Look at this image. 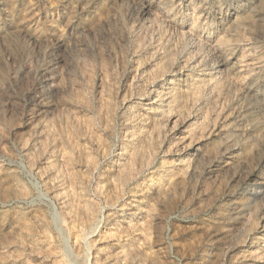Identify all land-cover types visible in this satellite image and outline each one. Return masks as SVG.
I'll use <instances>...</instances> for the list:
<instances>
[{
    "label": "rangeland",
    "instance_id": "374dc122",
    "mask_svg": "<svg viewBox=\"0 0 264 264\" xmlns=\"http://www.w3.org/2000/svg\"><path fill=\"white\" fill-rule=\"evenodd\" d=\"M0 264H264V0H0Z\"/></svg>",
    "mask_w": 264,
    "mask_h": 264
}]
</instances>
